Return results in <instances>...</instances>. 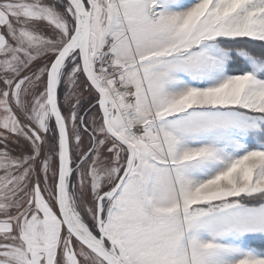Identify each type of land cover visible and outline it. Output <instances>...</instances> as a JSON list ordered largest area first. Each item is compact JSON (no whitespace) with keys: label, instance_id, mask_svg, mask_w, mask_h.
<instances>
[{"label":"snow or ice","instance_id":"snow-or-ice-1","mask_svg":"<svg viewBox=\"0 0 264 264\" xmlns=\"http://www.w3.org/2000/svg\"><path fill=\"white\" fill-rule=\"evenodd\" d=\"M0 264H264V0H0Z\"/></svg>","mask_w":264,"mask_h":264}]
</instances>
